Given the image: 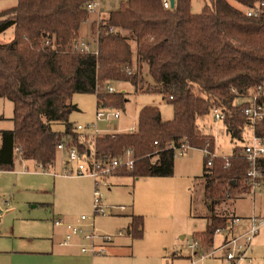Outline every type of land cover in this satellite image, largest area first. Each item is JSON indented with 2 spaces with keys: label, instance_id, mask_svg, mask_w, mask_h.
<instances>
[{
  "label": "trees",
  "instance_id": "trees-1",
  "mask_svg": "<svg viewBox=\"0 0 264 264\" xmlns=\"http://www.w3.org/2000/svg\"><path fill=\"white\" fill-rule=\"evenodd\" d=\"M87 1L17 0L0 11V33L13 27V38L0 42V98L13 104V127L0 131V170H12L16 156L51 167L61 141L66 148H87L89 135L82 137L69 121L78 110L71 98L89 93L96 103L124 109L127 92L96 91L106 83L125 82L137 92L161 94L173 111L164 121L157 106L145 105L138 112L135 133L93 139L96 156L102 159L133 151L132 168L113 174L169 177L175 157L169 146L180 141L213 152L214 137L202 133L197 119L214 107L225 113L226 133L242 140L247 119L244 104H235V99L257 86L264 89V17L245 13L258 0H210L199 13L191 12L190 0H175L168 9L161 0H123L94 26L99 31L97 54L73 48L88 18ZM110 27L115 31L109 32ZM127 68L133 69L131 74ZM54 123H61L63 130H55ZM207 160L204 156L202 178L209 208L249 191L241 145H234L227 166L221 156L214 157L210 167ZM258 166L264 174V157ZM211 213L204 231L194 233L204 247H211L215 233L228 225L229 217ZM142 225V216H132L129 234L141 238Z\"/></svg>",
  "mask_w": 264,
  "mask_h": 264
},
{
  "label": "rangeland",
  "instance_id": "rangeland-1",
  "mask_svg": "<svg viewBox=\"0 0 264 264\" xmlns=\"http://www.w3.org/2000/svg\"><path fill=\"white\" fill-rule=\"evenodd\" d=\"M99 1L100 11L87 12L88 18L79 30V37L85 38L92 47L97 39L96 25L102 19H106L110 11L117 10L123 0ZM209 1L190 0L191 12H201L202 7ZM15 2V0H0V11L13 7ZM236 6L239 5L236 4ZM12 35V27L5 29L0 33V42L11 40ZM115 87L117 91L128 92L122 116L117 121L119 122L118 131L125 130L137 123L138 109L143 105L158 106L163 117L172 114L170 104L162 99L161 94H135L134 87L125 82H118ZM71 101L78 105L80 111H73L69 115L70 122L83 124L86 123L84 118L93 121L96 110L95 95L75 93L72 95ZM12 109L11 102L0 100V111L5 116L3 122H0V126L11 123L9 117L13 113ZM197 123L200 125L202 133H208L214 137L213 152L218 156L224 158L231 154L235 144H242L241 141L232 139L226 133L223 122L215 121L211 112L198 118ZM105 124V122H99V130L100 128L105 129ZM52 127L59 130L63 128V125L54 123ZM93 139L92 136H89L87 144L92 143ZM203 158L204 154L201 151L189 149L187 153L182 155L175 153V169L173 174L167 178L142 177L136 180L124 176L111 179L108 185L101 187L102 199L105 204L108 200L112 201V196L113 200H116L119 197L118 195H134V202L137 205L143 204L145 212L144 233L142 239H134V259L131 260V264H228L221 257V251L218 256L199 259L198 255H193V252L187 247V242H192L195 239L194 232L204 230L207 217L211 215L212 211L215 215L229 216L233 209L230 199L227 198H222L213 207L209 208L202 194H198L201 188L197 184L192 187L194 193L190 204L189 194L184 195L183 193L187 189L182 186L179 188V183H174L183 180L188 182L187 176H190L192 184L198 183V179L202 175ZM33 169L30 164L27 166L25 164L21 165L17 160L15 170L21 171L22 174L0 170V234L5 235L9 242L27 243L30 238H49L53 230H56L53 224V215L57 213L62 214V216L74 217L75 220L71 223H75L81 215L91 218L93 216V180L85 176L66 177L60 175L62 171L61 152H57V162L55 167L52 170L50 169L51 173L38 170L35 172ZM53 172L57 175H53ZM117 181L121 183L118 184ZM158 181H166V183L163 185ZM66 195H91V197L87 203L86 199L83 200L82 198L77 201H70ZM249 195H256V212L253 215L260 220H264V184L254 189ZM147 197L153 201V207L148 204ZM251 202L250 198L241 200L237 204V208L243 212H247L249 209L251 211ZM111 204L122 203L115 202ZM184 208L188 211L186 218L182 213ZM189 211L192 212L193 216L189 215ZM117 219L123 220L125 218L123 216L97 215L92 220L95 229L99 233L112 235L113 239L122 236L121 240L128 239L130 241V237L126 236L125 230H122L125 234L121 235L118 234L119 231H113L112 228L118 226L119 221ZM100 225L107 226L112 231L101 230ZM224 235V231H218L215 234L212 249L221 245ZM181 236L184 237L181 238ZM209 249L211 248L203 245L201 247V251H208ZM106 252L107 250L104 254ZM249 256H251L252 264H264L263 249L255 251ZM246 261L239 264H246Z\"/></svg>",
  "mask_w": 264,
  "mask_h": 264
},
{
  "label": "built area",
  "instance_id": "built-area-1",
  "mask_svg": "<svg viewBox=\"0 0 264 264\" xmlns=\"http://www.w3.org/2000/svg\"><path fill=\"white\" fill-rule=\"evenodd\" d=\"M164 8H171L170 0H161ZM101 8L99 0H89L85 3L84 9L88 13L99 12ZM245 13L251 18L264 17V0H258L245 9ZM113 27L109 28V32H114ZM99 31L97 30V36ZM73 48L82 53L97 54V39L92 45L83 37H78L73 42ZM131 68H127V73H132ZM103 89L108 93L117 91L115 84L106 83L104 86L97 85L96 91ZM235 92L234 90H232ZM236 93V92H235ZM235 104H244L243 113L247 119V124L243 130L242 136V154L248 162V169L244 178V183L249 186V190H254L264 184V174L258 166L259 159L264 157V90L261 86L250 89L246 94H240L235 99ZM121 109L112 106H106L101 102L96 103V110L93 121L74 125L76 132L82 137L92 135L93 138L100 136L98 127L99 122H107L110 130L112 121L119 119ZM215 121H223L225 113L219 108L214 107L211 110ZM137 127L134 125L128 128L129 133H135ZM157 144V141L154 142ZM175 153L180 155L187 153L190 147L185 141H180L179 145H170ZM56 151L64 155V167L61 171L62 176L90 177L93 180V216L81 215L75 223L65 222L62 219H54L53 224L58 227L65 228V234L60 242L61 245H70L77 243L82 254H90L91 256L103 255L107 246L112 242L113 236L109 234L99 233L94 226L92 220L97 215H115L125 210L124 205H108L102 199L101 187L106 185L107 179L118 169H131L134 164V153L131 149H126L119 156L102 159L96 156L94 143H90L87 148L79 149L76 146L65 147L64 142L56 144ZM207 160V167L212 165V159L218 155L208 149H201ZM225 165H228L227 156L224 157ZM38 171L49 172L47 167L37 165ZM239 221L238 217L231 219L224 229H229ZM264 220L258 219L256 216L249 218V227L237 234L226 237L220 246L211 248L208 251H201V242L195 238L192 242H187V247L198 255L199 259L210 256H218L222 252L221 257L228 264H239L248 260L247 253L250 249L252 240L258 232ZM221 229V230H224ZM219 230V231H221ZM218 232V231H217ZM119 235L123 231L118 232ZM89 255V256H90Z\"/></svg>",
  "mask_w": 264,
  "mask_h": 264
},
{
  "label": "crops",
  "instance_id": "crops-1",
  "mask_svg": "<svg viewBox=\"0 0 264 264\" xmlns=\"http://www.w3.org/2000/svg\"><path fill=\"white\" fill-rule=\"evenodd\" d=\"M15 1L16 2L14 5H16V3H17V0H15ZM12 29H13V27H12ZM12 38H13V35H12ZM133 67L135 70L136 69L135 61L133 62ZM143 72H145L144 66H143ZM134 93L135 94H143L140 92L137 93V91H135V88H134ZM0 100L4 101L6 99L0 98ZM75 105L77 106L78 110L80 111L78 105L77 104H75ZM143 106H145V105H143ZM153 106H156V105H153ZM142 107H140L138 109V112ZM171 108H172V106H171ZM158 109L160 111L159 107H158ZM123 110L124 109H122V111H121L119 119L122 116ZM0 114L3 117L2 119H0V122H3V120L5 119V116L1 111H0ZM12 115H13V113H12ZM12 115L9 117V120H11ZM160 115H161L162 120H164V121L170 120L173 116V111H172L171 116L163 117L161 114V111H160ZM84 119H85L84 121L86 123H87V121L88 122L91 121L89 118H84ZM119 119L114 120L116 122H113V121L111 122L112 123L111 125H112L114 130H110L109 125L107 124V122H105L106 123L105 127H104L105 129L100 128V130H101L100 135H103L106 133H129L128 132L129 127H127L125 130H119L118 131L119 122H117V121ZM78 124H81V123H78ZM74 125H76V124H74ZM12 127H13V123L11 120V123L9 125L0 126V131L1 130H10V129H12ZM134 127H137V123L134 125ZM199 127H200V125H199ZM61 130H63V128L59 129L58 131H61ZM89 136H92V135H89ZM191 149H197V148H191ZM197 150H199L203 153V151L201 149H197ZM57 152L58 151H56L55 163L53 164V166L47 167L49 169V172H45V173H51L50 169L52 170L55 167L56 162H57ZM64 158H65L64 155L61 153V168L62 169H63L64 164H65ZM17 160H19L21 165L25 164V166H27L28 164H30L32 166V168H34L33 170H35V172L37 171L36 170L37 169L36 168L37 163H35L34 161H31V160H23L17 156L14 157V166H13L12 170H4V171H10V172L22 174L21 171L15 170V165H16ZM174 169H175V160H174ZM202 170H203V168H202ZM52 174L57 175L55 172H53ZM122 177H124V176L112 174L107 179L106 185L109 184L111 179L122 178ZM127 177H131V176H127ZM153 177H155V178H167V177H156V176H153ZM135 179L137 180L139 178H135ZM187 180H188V182L183 180V181H175L174 183L175 184L179 183V188H181L180 186H182V187H185L187 189V190H184L183 193H184V195L189 194V199H190L189 202L191 204V197L194 193V190L192 188L193 185L195 186L197 184L198 186H200L201 189L199 190L198 194H200V195L202 194V197H203V191H204V186H203L204 181L203 180L204 179L202 178V175H201L200 178L198 179V183H195V184H192V180H191L190 176H187ZM116 183L119 184L121 182L117 181ZM158 183L165 185L166 181H158ZM89 189H90V187H89ZM252 191L253 190H249L247 192L237 194V196L235 198L230 199V201L232 203L231 206L233 208L232 212L229 216H227V215H223V216L229 217L228 222L235 217H238L239 221L235 225H233L230 228V230L229 229L221 230V231L225 232V235L222 239V242L226 237H228L230 235H237V234L245 231L249 227V218L251 216H254L255 215L254 212H256V210H255L256 209L255 208L256 195H249ZM66 196L69 197L70 201H77V200H79V198H82L83 200L86 199L87 203L90 201V197H91V195H66ZM118 196L119 197L116 200H113V196H112L111 197L112 201L108 200L107 204L108 203H109L108 205H122V204L124 205L125 204L124 205L125 210L123 212H119L115 215H111L112 217L123 216L125 219H123V220L117 219L119 221L118 226H116L115 228H112V229L114 232L120 231V230L121 231L125 230V232L127 234L126 236L130 237V241L128 239L121 240L122 236L121 237H115L112 240V242L107 246L106 254L99 255V256H89L86 254H82L80 252L79 246L77 245V243L66 245V246L60 244V242H61V240L65 234V228L63 226L58 227V226L54 225L56 227L57 231L53 230V232L51 233V236H49V238H45V239L30 238L27 243H25V242L21 243L19 241H18V243H15L14 241L9 242V240L6 239L7 237H5V235L0 234V264H131V260L134 259V239H136V238H133L129 234V225L131 223V217L132 216H142V218H143L142 230L144 233V222H145L144 221V214H145V212L143 210V208H144L143 204L137 205V203L134 202V195H118ZM247 198H250L252 200L251 211H249L250 210L249 209L247 212H243L237 208V204L241 200H245ZM151 199H152V197H151ZM115 202L116 203H122V204H111V203H115ZM147 202H148V204H151V207H153L152 205L154 203L148 197H147ZM185 211H186V209L184 208V210L182 212L184 214L183 215L184 218H186L188 216V211H186V212ZM180 212H181V210H180ZM189 215L193 216L192 212L189 211ZM256 215H259V214H256ZM210 216L211 215H209L207 217L206 226L211 222V220L209 218ZM53 217H54L53 220L54 219H62L65 222H71V221L75 220L74 217H72V216H70V217L62 216V214H60V213L53 215ZM99 228H101V230H104V231L105 230L106 231H108V230L112 231V229H110L104 225H100ZM202 231H204V230L196 231V232H202ZM143 233H142V237L138 238L139 240L143 238ZM123 234H125V233H123ZM183 237L184 236H181V238H183ZM5 241H7V242H5ZM201 247H202V244H201ZM212 247H213V244L210 248H212ZM262 249L264 250V223L260 226V229L258 230V232L256 233V235L254 236V238L252 240V243H251L250 249L248 251V255H247L249 257V259L246 261V264H252L251 256H249V254L255 253V251L257 252V251L262 250Z\"/></svg>",
  "mask_w": 264,
  "mask_h": 264
},
{
  "label": "water",
  "instance_id": "water-1",
  "mask_svg": "<svg viewBox=\"0 0 264 264\" xmlns=\"http://www.w3.org/2000/svg\"><path fill=\"white\" fill-rule=\"evenodd\" d=\"M170 4H171V7H173L175 4V0H170ZM0 213H1V209H0Z\"/></svg>",
  "mask_w": 264,
  "mask_h": 264
}]
</instances>
